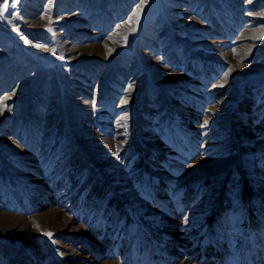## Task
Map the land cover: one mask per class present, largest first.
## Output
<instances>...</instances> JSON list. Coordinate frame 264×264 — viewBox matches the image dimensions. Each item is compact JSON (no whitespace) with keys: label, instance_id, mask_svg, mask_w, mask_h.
<instances>
[{"label":"rangeland","instance_id":"rangeland-1","mask_svg":"<svg viewBox=\"0 0 264 264\" xmlns=\"http://www.w3.org/2000/svg\"><path fill=\"white\" fill-rule=\"evenodd\" d=\"M0 264H264V0H0Z\"/></svg>","mask_w":264,"mask_h":264},{"label":"bare ground","instance_id":"bare-ground-1","mask_svg":"<svg viewBox=\"0 0 264 264\" xmlns=\"http://www.w3.org/2000/svg\"><path fill=\"white\" fill-rule=\"evenodd\" d=\"M36 46H41L40 44H37Z\"/></svg>","mask_w":264,"mask_h":264},{"label":"snow or ice","instance_id":"snow-or-ice-1","mask_svg":"<svg viewBox=\"0 0 264 264\" xmlns=\"http://www.w3.org/2000/svg\"><path fill=\"white\" fill-rule=\"evenodd\" d=\"M13 7H14V5H13ZM222 86V85H221ZM207 123V122H206ZM50 235V234H49Z\"/></svg>","mask_w":264,"mask_h":264}]
</instances>
